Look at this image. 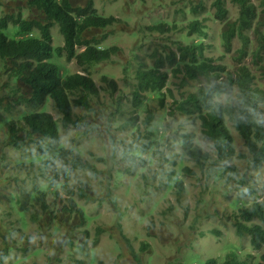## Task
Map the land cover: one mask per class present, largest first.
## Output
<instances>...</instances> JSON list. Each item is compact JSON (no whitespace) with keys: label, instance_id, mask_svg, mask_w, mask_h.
Segmentation results:
<instances>
[{"label":"trees","instance_id":"16d2710c","mask_svg":"<svg viewBox=\"0 0 264 264\" xmlns=\"http://www.w3.org/2000/svg\"><path fill=\"white\" fill-rule=\"evenodd\" d=\"M26 1L28 16L23 17L17 10L0 17V85L1 89L12 87L10 99H7L6 90L0 89V127H7L6 144L21 148L28 141L35 143L36 149L28 159L32 163L40 159L52 171L48 184L33 182L30 191L18 195L12 203L23 226L27 225V221L39 222L46 217L53 230L66 229L67 234L63 239L60 238L59 244L60 247H68L67 256L63 255L64 248H61L57 264H91L84 254H94L99 236L105 231V228L97 225L95 233H91L89 224L98 213L89 214L78 199L91 200L95 197L88 181L80 179L70 182L71 173L89 172L96 177L103 171L101 165L108 164L109 178L115 175L113 186L118 184L121 176L131 175L138 168L150 169L151 163L158 169L170 161L175 164L182 154L188 159V164H181V171L191 179L204 180L206 183L211 178L213 169V163L208 162L210 152L194 142V131H180V125L184 124L198 127L200 136L210 141L217 152L215 163L222 161L226 164L219 178L228 179L231 177L227 175L236 174L235 164H227V160L233 158L236 151L234 134L242 139L245 146L238 157L245 159L246 166L250 169H264V88L258 80V76L264 78V60L259 53L253 56L257 72L245 65L229 70V65L224 62L213 63L214 57L207 54L206 50L214 53L218 48L205 42L209 38L208 26L198 18L199 10L204 7L207 13H211L203 1L189 7L191 15L189 19L182 18L186 19L183 27L178 26L179 19L176 18L147 26L150 32L146 35L156 36L153 41L169 39L170 36H166L165 32L177 30L178 38H170L176 49H172L165 41L162 46L170 49L165 51L158 44L154 45L148 55L152 59L151 64L142 61L131 71L130 65L124 64V78L135 81L131 84L134 86L131 91L132 103L123 108V95L117 94L115 108L108 112V127L118 122V129L128 132L120 142L124 148L119 154L118 147L115 146L117 141L110 136L115 143L112 153L98 155L89 151V158H84L80 153L77 137L72 136L69 142L63 141L60 139V131L79 128L80 131L75 133L83 135L95 131L97 123L86 119V114H76L74 109L95 112V103L101 109L107 106L101 91L108 92L110 96L120 92L112 73H103L102 84L98 86L90 72L94 64L111 61L112 56L121 50L119 45L101 44L116 31L111 25L114 26L117 17L105 16L95 11L90 7L93 0H86L87 6L76 5V0ZM233 3L238 6L237 18L226 22L221 33L224 53L232 46L235 32L242 35L241 29L252 25L256 26L255 35L259 45H264V29H260L264 25V0H260L259 5L252 0H233ZM212 4L215 7L212 12L215 17L225 20L229 11L225 0H213ZM177 11L185 14L182 9ZM203 20H207L206 17ZM55 24L59 25L63 34V45L54 46L52 42L51 27ZM10 25L16 27L12 34L6 31ZM95 28L101 29L99 35L94 31L91 35L88 34L90 29ZM35 29L38 33L32 34ZM158 32L165 35L158 36ZM80 47L84 49L78 51L77 48ZM64 53L67 60L75 58L80 70L71 71L57 62L56 59ZM235 60L241 62V54ZM223 74L228 75L220 82L217 81ZM171 76L174 79L170 81ZM200 78H204V81L194 84L193 90H179L178 97L173 88L168 86L170 81L173 85L177 84L176 88L179 89L185 83ZM167 97L172 99L170 103L166 102ZM150 100L156 101L160 109L153 110L147 103ZM49 108H53L59 116L55 117ZM142 113L145 115L141 116ZM175 123L177 126L173 127L172 124ZM170 129L174 136L179 135L178 141L171 142L167 137V130ZM165 138L167 142L164 141ZM178 144L181 151L173 152ZM54 159L60 163L59 167ZM190 160L195 162L197 170L191 166ZM116 163H120V167ZM145 173L147 172L140 173V176ZM175 173L176 170L171 174ZM233 180L237 196L253 195L257 190L253 184L245 185V176H235ZM173 188L177 194H182L185 191L183 180L176 179ZM145 189L147 192L142 197L154 191L151 186ZM139 190L142 189L137 184L132 189L134 195L138 196ZM25 198L27 200L23 201ZM115 198V194L109 191L107 199L113 205L117 204ZM177 199L180 202V195ZM116 208L118 216L122 217L124 212ZM232 215L236 233H246L253 248L264 247V198H253L251 202L240 205ZM6 216L3 213L1 220ZM118 228L123 234L120 222ZM213 232L221 233L218 229ZM122 237L132 248L135 262L147 264L133 249L129 238L126 235ZM89 241L92 244L89 245ZM141 244L142 249L147 245L144 241ZM26 249L22 247L21 253L25 254ZM41 250L38 247L32 252L37 254ZM8 251L3 248L0 264ZM239 257L235 253L228 254L224 264H249ZM24 259L25 256L20 260L17 258L11 264H35L26 263ZM54 262L49 256L46 257L45 264ZM99 262L105 264L102 260ZM255 264H264V251Z\"/></svg>","mask_w":264,"mask_h":264},{"label":"rangeland","instance_id":"374dc122","mask_svg":"<svg viewBox=\"0 0 264 264\" xmlns=\"http://www.w3.org/2000/svg\"><path fill=\"white\" fill-rule=\"evenodd\" d=\"M199 0H96V6L102 15L112 13L117 16L118 21L115 23V32L109 35L108 38L102 41L103 46L119 45L121 50L119 53L112 56L111 61H102L96 63L90 69L91 75L95 79L97 85H101V76L103 73H112L120 87V92H116L114 96H110L108 92L101 91L105 107L100 108L99 104L95 103L96 111L92 113L85 112V109L75 108L76 114H86V119L97 123L95 131L88 135L76 134L79 128H69L68 130L60 131V139L63 141L70 140L72 136L77 137L78 146L81 148L80 153L84 158H89L92 151L98 155L110 154L113 151V143L110 136H113L117 141V151L124 148L121 140L128 132L118 129V122L114 126L108 127V112L114 110L115 96L123 95V108L132 103L131 91L133 90L135 81L124 78L123 66L130 65V71L136 65L131 61L132 50H142L135 52V56L143 57L146 50L158 44V47L168 51L170 47H163L165 41L176 49L170 38H178L176 31H169L166 36L169 39L153 41L156 36L148 35L140 38L141 31L144 30L143 21L146 19L139 18L144 10L150 11L147 14L149 21H161L162 19H179L178 26H183L182 18L189 19V7ZM212 0H203L204 4L211 7ZM228 0L230 6V15H235L236 7ZM109 5L111 7H109ZM0 16L5 13H13L18 10V2L13 0H0ZM182 9V11H177ZM26 13V12H25ZM199 18L207 24L209 38L207 42L212 43L218 48H222L220 41V32L223 23L216 18L207 15L204 10H199ZM120 16V17H119ZM207 16V20H203ZM128 23H126V22ZM13 25H10L6 30L9 33L15 31ZM117 28V29H116ZM101 31V30H100ZM99 30L96 32L99 34ZM52 40L54 46L64 44L63 34L60 32L59 25L55 24L51 27ZM158 36L165 35L156 33ZM113 43V44H112ZM79 50V49H77ZM63 67L71 71L80 70L75 58L67 60L66 54L56 59ZM257 72V71H256ZM174 77H169L173 80ZM259 83L264 88V78L258 76ZM169 81L168 86L173 88L176 96H179V90H184L188 86L193 89L192 83H185L181 88L177 84L173 85ZM2 86L0 85V89ZM8 93L7 99H10L12 87L7 86L1 89ZM171 98L167 97L166 102L170 103ZM153 110H158L156 101H148ZM101 110V113H99ZM49 111L58 117V113L49 108ZM145 115V113H142ZM180 121V120H179ZM178 126L180 125V122ZM177 123L172 124L173 127ZM114 127V128H113ZM80 131V130H78ZM181 132L194 131L196 137L194 142L199 144L203 150L210 152L209 163H213L212 176L205 183L196 178H189L187 174L181 171V164H188L182 154L176 159V163L170 161L163 164L160 169L154 167L151 163L150 169L138 168L135 172L125 174L118 179V184L113 185L115 175L109 178L110 171L108 164L101 165L103 171L96 177H93L89 172H74L71 173L70 182H76L80 179L88 181L95 197L91 200L79 198L78 201L84 206L89 214L98 213L93 222L89 224L92 234L95 233L97 225L105 228L99 236L97 245L94 247V254H84L85 258L92 264H100L102 260L105 264H138L127 241L122 237L126 235L133 249L142 258V261L147 264H224L226 256L231 253L239 255L241 259L255 264L260 260L261 249H254L250 243L249 236L238 234L233 226V213L238 211L242 204H247L253 198L264 197V169L263 168H248L246 161L239 158L238 154L244 151L245 146L241 138L234 134L236 151L233 158L227 160V164L233 163L236 166L235 175H227L231 178H219L222 173L224 164L222 161L215 163L217 152L210 145V141L202 138L199 134L198 127H190V125H180ZM112 134V135H111ZM81 135V136H79ZM179 135L172 133V130H167V137L178 141ZM130 135L127 136L129 139ZM8 138L7 127H0V259L3 253L2 249L7 248L9 251L6 254V259L3 264H11L15 259L34 262L35 264H45L46 257L52 258L57 264V255L61 253V248H64L63 255L67 256L68 247H60V238L67 234L64 231L52 229V225L48 224L46 217H43L39 222L27 221V225L23 226L20 221V215L14 209L12 201L22 193L29 192L33 182L49 183V176L52 171L46 168L44 162L36 159V162H31L28 158L35 151V143L28 141L21 148H16L12 144H6ZM167 142L166 138L164 139ZM177 145H175L176 147ZM180 146L176 147L173 152H179ZM41 152L40 150H37ZM3 154L5 157H3ZM51 158V157H49ZM110 159V158H109ZM108 159V160H109ZM55 163L59 167L60 163L56 160ZM191 162V166L195 168V162ZM120 167V163H116ZM122 166V164H121ZM176 173L172 175V171ZM197 170V169H196ZM147 172L140 176V173ZM44 173V174H43ZM245 176V185L253 184L257 190L253 195L237 196L234 189L233 178ZM46 177V178H45ZM183 180L185 191L182 194L175 192L174 184L176 179ZM141 180L142 182H139ZM137 184L140 189L138 195H134L132 189ZM153 187V193L142 195L147 192L145 187ZM63 195L66 193L60 189ZM115 194L116 205H113L107 199L108 192ZM180 195V202L178 196ZM140 198V202H139ZM27 198L23 199L26 201ZM138 203V204H137ZM124 212L122 217L117 214V208ZM7 216L1 220L2 214ZM118 222L122 225V233L118 228ZM214 229L221 231L220 234L213 232ZM75 240L78 239L75 237ZM146 242L145 248H141V243ZM92 244L89 241V245ZM88 245V246H89ZM22 247L27 248L25 254H22ZM41 247V251L37 254L33 253V249ZM87 249V247H86ZM56 257V259H55ZM214 259L215 262H210ZM99 260V261H98ZM96 261V262H95ZM98 261V262H97ZM253 262V263H252ZM22 264V263H19Z\"/></svg>","mask_w":264,"mask_h":264},{"label":"clouds","instance_id":"9594fccd","mask_svg":"<svg viewBox=\"0 0 264 264\" xmlns=\"http://www.w3.org/2000/svg\"><path fill=\"white\" fill-rule=\"evenodd\" d=\"M13 1H17L18 2V11L21 12L22 16L23 17L28 16V14H29V8L27 7V3L28 2L26 0H13ZM76 1H77L75 3L76 5H81V6H87L88 5V2L86 0H76ZM199 1H203V0H199ZM230 1L233 3V0H230ZM252 1L254 3L257 2V4L259 5L260 0H252ZM198 2H196V3H198ZM212 2H213V0L211 1V4H210L211 7H208L207 5L204 4V6H206V9L210 10L211 13L210 12L207 13L205 11V7L200 9V10H204L207 15H210V16L216 18L214 13H212V12H214L213 8H215L213 6ZM225 5L227 6V8L229 10L227 12L226 16H225L226 19L225 20H221L220 18L219 19L216 18L217 20H219L220 22L223 23L222 30L220 32V41H221V33H222L223 29L226 27V22L233 21V20H235L237 18L238 6L236 4H234V3L232 4L233 6L236 7V13H235V15H230V6L228 5V0H225ZM90 7L94 8L95 11L99 12V10H98V8L96 6V0H93V4ZM109 7H111V6L109 5ZM0 10H2V9H0ZM141 10L143 11V14L141 16H138V17L146 19L145 21H143V24L145 25L144 26V30L140 32L141 33L140 38H143V37L148 36L146 34L150 32L147 26H150V25H153V24H157V22H159V21L158 20L149 21V20H151V18L147 19V14H149L150 11L144 10L143 8ZM110 15H114V14L108 13L106 16H110ZM115 17H117V16H115ZM198 18H199V16H198ZM206 19H207V16H206ZM166 20H168V19H162L161 21H166ZM183 21L185 23L186 19L183 20ZM116 22H119L118 18H117V21L114 22V26H115ZM124 22H126V21H124ZM126 23H128V22H126ZM180 27H183V26H180ZM59 29H60V27H59ZM260 29H264V25L260 26ZM96 30L100 31L101 29L100 28H95V29H92V30L90 29L88 34L91 35V33L94 31L97 35H99L96 32ZM255 30H256V26L252 25L249 28L241 29L242 35H240L237 32H235V34L233 35L234 37H233L232 46H230L229 51H226L225 53H224V48H223L222 44H221L222 48L219 51L217 50L214 53H211V51L209 49H207L206 53L209 54V55H212L214 57L213 63H215V62L216 63L224 62V63L228 64L229 65L228 66L229 70L235 69V67L238 66V65H245L248 68H251L254 72H256L257 69H255L256 65L253 63V56L255 57V53H259L262 56V60H264V45H262V46L259 45V42L257 40V36L255 35ZM171 31H177V30H171ZM237 31H238V29H237ZM167 32H169V31H166L165 33H167ZM37 33H38V31L36 29L34 30V32L32 31V34H37ZM29 35H31V32H29ZM257 35H258V33H257ZM52 42H53V40H52ZM159 42H161V41H159ZM205 42L206 43H210V42H207L206 40H205ZM101 44H102V42H101ZM153 46L150 48V50H148V51L146 50L145 55L143 57L135 56V52L142 51V50H136V49L132 50V55H131L132 59H131V61L136 64L135 66L139 65V63L142 62V61L146 62L148 65L152 63V59L148 55L152 51ZM77 49H79L78 51H80V50H83L84 47H80V48H77ZM239 54H241V57H242V61L241 62H238L237 60H235V57L238 56ZM259 62H261V61L259 60ZM227 75L228 74H225V75L223 74L217 81L220 82L221 79L224 76H227ZM199 81H204V78L193 80V81L187 82V83H192V87L194 89V84L199 83ZM187 88L190 89L189 86ZM193 89H190V90H193ZM262 198H264V197H260L258 199H262ZM254 249H256V248H254ZM2 251H3V249H2ZM261 252H263V251H261ZM5 259H6V256H5ZM4 260L2 261V264H3Z\"/></svg>","mask_w":264,"mask_h":264}]
</instances>
